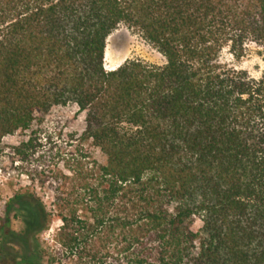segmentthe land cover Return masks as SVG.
I'll return each mask as SVG.
<instances>
[{
	"label": "trees",
	"instance_id": "16d2710c",
	"mask_svg": "<svg viewBox=\"0 0 264 264\" xmlns=\"http://www.w3.org/2000/svg\"><path fill=\"white\" fill-rule=\"evenodd\" d=\"M121 24L164 63L106 69ZM253 45L264 65V0H0V142L29 131L12 152L36 161L37 115L84 122L8 173L19 264H264V68L224 56Z\"/></svg>",
	"mask_w": 264,
	"mask_h": 264
},
{
	"label": "rangeland",
	"instance_id": "374dc122",
	"mask_svg": "<svg viewBox=\"0 0 264 264\" xmlns=\"http://www.w3.org/2000/svg\"><path fill=\"white\" fill-rule=\"evenodd\" d=\"M224 56L239 66L257 60L256 63L251 64V71L257 72V69L262 66V61L256 54L254 46H249L246 55L237 61L233 60L228 54ZM135 58L152 64L164 63L163 55L155 47L142 38L136 30L121 24L106 38L103 65L106 69H112L125 60ZM83 128V116L82 114H76L74 105L55 106L46 114L37 115L32 126L34 131L31 132V135L38 137L41 145L38 147V152L42 153V157H38L36 161L33 158L34 160L31 162L30 160L19 161L12 152L19 140L30 134L29 131H17L2 138L0 142V226L3 228H0V264H19V257L26 254L18 245L20 237L17 234L23 229V222L20 221L19 217H15L16 207L10 209L8 222H3L1 219L4 216V201L12 195V190L27 186L28 180L24 176L20 178L13 177V174L10 177L8 173H12L15 166H28L40 161V158L47 159L51 151L65 145L70 133L79 134ZM94 155L99 160H103L99 152H94ZM40 162L38 163L40 164ZM10 181L14 183L13 189L5 184V182ZM58 225L59 222H51L48 229L36 235L41 250H45L44 240H51L53 229ZM24 239L31 240L29 234ZM42 262L46 264V257H42Z\"/></svg>",
	"mask_w": 264,
	"mask_h": 264
},
{
	"label": "clouds",
	"instance_id": "9594fccd",
	"mask_svg": "<svg viewBox=\"0 0 264 264\" xmlns=\"http://www.w3.org/2000/svg\"><path fill=\"white\" fill-rule=\"evenodd\" d=\"M256 62H257V60H253L250 63H245V64L241 65V67L248 68L250 71V75L259 79L260 74L258 72H255V71H251V64L256 63ZM262 68H264V65H262Z\"/></svg>",
	"mask_w": 264,
	"mask_h": 264
}]
</instances>
